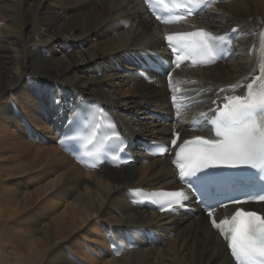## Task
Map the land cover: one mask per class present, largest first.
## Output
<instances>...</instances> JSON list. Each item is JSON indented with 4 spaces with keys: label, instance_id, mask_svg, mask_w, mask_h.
<instances>
[{
    "label": "bare ground",
    "instance_id": "obj_1",
    "mask_svg": "<svg viewBox=\"0 0 264 264\" xmlns=\"http://www.w3.org/2000/svg\"><path fill=\"white\" fill-rule=\"evenodd\" d=\"M195 21L222 33L238 26L240 47L233 61L177 68L170 87L163 76L147 82L137 74L134 55L161 48L171 30L157 25L140 0H0V243L9 259L234 264L200 211L171 217L128 201L129 189L171 188L170 158L141 155L132 165L88 170L59 146L82 98L101 102L133 140L166 141L174 129L183 138L197 134L185 124L193 111L168 118L177 115L170 101L178 92L210 90L198 97L206 105L195 108L206 110L232 92L230 85L259 72L264 0L226 1ZM252 207L264 213V204ZM127 232L136 243L129 245Z\"/></svg>",
    "mask_w": 264,
    "mask_h": 264
},
{
    "label": "snow or ice",
    "instance_id": "obj_2",
    "mask_svg": "<svg viewBox=\"0 0 264 264\" xmlns=\"http://www.w3.org/2000/svg\"><path fill=\"white\" fill-rule=\"evenodd\" d=\"M145 2L151 7L150 0H145ZM156 3L168 13L185 9L184 14L174 15L171 18L153 11L158 21L170 24L185 20L187 16L197 13V10L209 3V0H170V2L156 0ZM164 39L175 56L176 68H180L185 61H190L193 67L214 63L219 58L217 44L228 42L225 36L215 35L203 28L166 33ZM259 72L260 74L246 85L229 86L232 91L238 88L246 89L244 94L224 96L222 105L217 104L215 109L201 112L193 120L192 127L195 129H199L204 124L211 125L210 136L194 135L184 139L177 147L180 133H173L171 145L177 147V150L172 163L178 169L181 181L187 183L195 177V183L206 182L211 178L207 170L214 167L247 166L264 173V63L260 64ZM169 86L172 87L171 74H169ZM176 91H179L178 87ZM224 91L221 89V92ZM172 99L175 102L177 96L173 95ZM213 104H216V101H213ZM179 116L180 109L177 110V118ZM99 119H104V117L101 116ZM75 122L74 120L73 123ZM97 133L101 134L98 146L95 147L97 154L104 149L113 152L125 150V141L114 126L105 129L94 119L88 130L86 142L93 144ZM167 151L168 148L163 147L160 154H165ZM79 159L80 162L85 163L83 157ZM90 166L94 168L96 164L93 163ZM198 173L203 175H197ZM149 199L158 203L161 211L175 212L174 206L184 207L183 201L188 199V195L184 189H179L153 193ZM250 200L264 202V190L251 195L249 200L232 202L247 203ZM218 206L223 207L224 205H209L207 216L210 218L212 227L227 242V247L236 264H264V214L238 208L229 217L217 220L214 212Z\"/></svg>",
    "mask_w": 264,
    "mask_h": 264
},
{
    "label": "rangeland",
    "instance_id": "obj_3",
    "mask_svg": "<svg viewBox=\"0 0 264 264\" xmlns=\"http://www.w3.org/2000/svg\"><path fill=\"white\" fill-rule=\"evenodd\" d=\"M22 183H24V186L26 185L25 182ZM5 221H6L5 219H2V222ZM3 245L7 246V243H2V244L0 243V264H29L21 259H9L6 254L7 248H4L5 246Z\"/></svg>",
    "mask_w": 264,
    "mask_h": 264
}]
</instances>
